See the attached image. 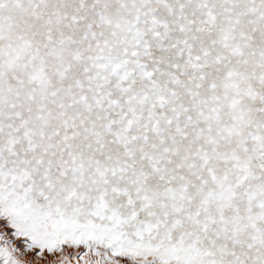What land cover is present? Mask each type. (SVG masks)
Listing matches in <instances>:
<instances>
[{
    "label": "snow or ice",
    "instance_id": "snow-or-ice-1",
    "mask_svg": "<svg viewBox=\"0 0 264 264\" xmlns=\"http://www.w3.org/2000/svg\"><path fill=\"white\" fill-rule=\"evenodd\" d=\"M0 264H264V0H0Z\"/></svg>",
    "mask_w": 264,
    "mask_h": 264
}]
</instances>
